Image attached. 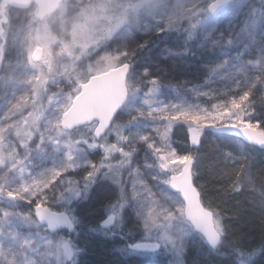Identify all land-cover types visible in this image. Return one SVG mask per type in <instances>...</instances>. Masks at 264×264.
I'll return each mask as SVG.
<instances>
[{"label": "snow or ice", "instance_id": "1", "mask_svg": "<svg viewBox=\"0 0 264 264\" xmlns=\"http://www.w3.org/2000/svg\"><path fill=\"white\" fill-rule=\"evenodd\" d=\"M256 154L264 0H0V264H264Z\"/></svg>", "mask_w": 264, "mask_h": 264}, {"label": "trees", "instance_id": "2", "mask_svg": "<svg viewBox=\"0 0 264 264\" xmlns=\"http://www.w3.org/2000/svg\"><path fill=\"white\" fill-rule=\"evenodd\" d=\"M181 135L178 133L175 137L178 141L181 140ZM256 160H260L264 157H261L259 154H256L254 157ZM211 161H205V167H207ZM240 217L234 216V212L236 211L232 205L236 204V200L231 201L228 205H225L226 208L229 209L227 212V216L231 219L232 227L236 232L237 236L242 235L243 233L249 232L250 229H255L254 233H252L255 237V240L259 241V220L257 217L259 216V207L258 201H253L252 196L248 195L245 198H240ZM99 245L97 250L94 251L93 248L88 250L87 255L84 256V261L86 264H113L114 261L118 259H124L123 257H117L115 255H111V248L104 246L102 243H97ZM92 254V256H91ZM139 261L140 264H150L152 260L150 259H140L134 258ZM155 260V259H153Z\"/></svg>", "mask_w": 264, "mask_h": 264}, {"label": "rangeland", "instance_id": "3", "mask_svg": "<svg viewBox=\"0 0 264 264\" xmlns=\"http://www.w3.org/2000/svg\"><path fill=\"white\" fill-rule=\"evenodd\" d=\"M189 102L194 103V102H196V101H195V99H193V100H191V101H189ZM96 244H97V243H95V244L93 245V247H91V248H93L94 251H96L97 248H98V246H99V245H96ZM91 248H90V249H91ZM91 256H92V254H91ZM135 258H140V259L144 258V259H150V260L157 259V257H155V256H141V257H135Z\"/></svg>", "mask_w": 264, "mask_h": 264}]
</instances>
